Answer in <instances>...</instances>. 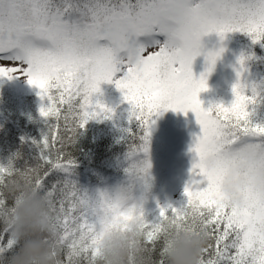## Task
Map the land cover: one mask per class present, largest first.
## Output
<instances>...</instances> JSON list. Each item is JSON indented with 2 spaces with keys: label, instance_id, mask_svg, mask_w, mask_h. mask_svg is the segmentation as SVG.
I'll return each mask as SVG.
<instances>
[{
  "label": "snow or ice",
  "instance_id": "6c2138e0",
  "mask_svg": "<svg viewBox=\"0 0 264 264\" xmlns=\"http://www.w3.org/2000/svg\"><path fill=\"white\" fill-rule=\"evenodd\" d=\"M237 31L249 34L254 43L264 39V0H0V60L19 65L0 67V77L26 76L41 98L47 99L40 114L50 121L39 143L41 163L20 170L10 160L0 167V187L14 185L12 178L23 172L46 198L58 237V264H88L106 228L137 213L145 217L139 205L124 212L104 192L91 199L70 179L74 162L62 151L64 138L57 135L60 121L66 132L77 133L90 119L110 118L112 109L91 100L104 82L114 83L124 94L131 118L143 130L142 143L130 155L147 154L153 117L161 110H190L201 127L192 148L198 159L185 187L186 203L169 204L160 209L155 221H144L145 245L151 253L159 251L156 264H164L166 225L198 227L208 234L200 264H264V157L249 165L242 205H227L219 198L225 171L240 149L250 144L264 149V141L255 139L264 136V126L252 125L248 119V107L260 102L258 89L264 86L244 78L246 58L242 56L231 105L205 109L199 93L207 90L206 77L197 79L192 70L201 54L202 36L215 32L223 39ZM160 36L165 37L163 42ZM149 47L158 51L144 55ZM219 55L207 53L210 66ZM129 135L137 133L129 129ZM68 139L75 141L73 135ZM209 158H215L214 168L208 167ZM150 167L145 159L127 171L146 183ZM53 173L64 174V179L49 184L46 178ZM205 181L206 187L201 188ZM18 202L14 188L11 205L0 191L4 225L0 264H12L22 248L23 242L10 227ZM40 239L48 242L45 236Z\"/></svg>",
  "mask_w": 264,
  "mask_h": 264
},
{
  "label": "rangeland",
  "instance_id": "374dc122",
  "mask_svg": "<svg viewBox=\"0 0 264 264\" xmlns=\"http://www.w3.org/2000/svg\"><path fill=\"white\" fill-rule=\"evenodd\" d=\"M193 2H198V0H193ZM140 39L143 40V38ZM159 39L163 42L165 37L160 36ZM239 39L250 41L249 47L250 45L260 46V41L254 43L249 34L239 31L226 33L223 39L215 32L201 38V54L193 61L192 70L195 78L199 79L201 75L206 77L207 90L199 93V99L205 109L217 104H223L227 107L234 100L232 89L238 80L239 60L243 50L241 44L238 43ZM221 49L223 51H220ZM154 51H158V48L149 47L144 55ZM209 52H220L214 66H210L207 62L206 56ZM0 67H19V65L18 62L0 60ZM210 67L211 71L209 72ZM245 67L247 70L243 74L244 78L249 83L261 85V82L257 83L253 78L256 77V74L258 76V68L249 65L247 59H245ZM16 74L20 75L19 73ZM116 78H119V74ZM113 84L101 83L100 91L91 97L92 103L94 105L97 102L103 104L106 101L107 105L113 107L119 100L124 101L125 106L131 108V105L124 100V94L115 84L113 88H110ZM0 93L15 96L11 102L18 107L11 114L15 117L14 120L24 118V126L28 124L27 116L37 118L41 115L40 110L38 113L34 110L35 101L41 104L40 107L46 106V99L41 98L40 90L30 85L26 76H13L10 79L0 77ZM11 114L7 119H10ZM0 117L3 118V116ZM151 130H154V135L149 138V150L147 154L141 151L139 156L141 157L139 162L147 159L151 167L148 170L146 183L142 181L141 186L134 188L137 203L142 207L145 219L150 222L156 220L161 208L169 204L174 207L178 206L181 192L185 190L192 179L193 164L198 159L192 148L197 138L202 134L195 114L190 110L187 113L171 109L161 110L156 126ZM135 162L139 163L138 160ZM127 177L128 173L124 175L123 179L120 177L115 183L102 187H89L83 183L79 189L87 193L91 199H97L100 193L110 191L118 184L126 183ZM200 187H206V181Z\"/></svg>",
  "mask_w": 264,
  "mask_h": 264
},
{
  "label": "clouds",
  "instance_id": "9594fccd",
  "mask_svg": "<svg viewBox=\"0 0 264 264\" xmlns=\"http://www.w3.org/2000/svg\"><path fill=\"white\" fill-rule=\"evenodd\" d=\"M76 133H73L75 140ZM264 157L259 145L243 146L236 159L227 168L219 187V198L227 205H242L248 186L249 165ZM209 168L216 166L215 158L207 161ZM20 182L12 185L19 194V202L12 213L10 227L23 244L12 264H58L60 249L58 237L52 229L53 214L49 211L46 198L34 189L26 173H18ZM142 180L129 175L127 182L104 192L106 197L124 212L137 206L134 188ZM145 217L138 213L127 221L106 228L94 245L95 254L88 264H156L151 250L145 245ZM167 248L164 264H200V256L208 243V234L201 228L165 226ZM41 236H46L45 243ZM79 264V262H77Z\"/></svg>",
  "mask_w": 264,
  "mask_h": 264
},
{
  "label": "trees",
  "instance_id": "16d2710c",
  "mask_svg": "<svg viewBox=\"0 0 264 264\" xmlns=\"http://www.w3.org/2000/svg\"><path fill=\"white\" fill-rule=\"evenodd\" d=\"M238 43L243 47L241 56L247 59L249 65L258 68V76L256 74V77L253 78L257 83L261 82V85L264 86V39L260 41V46L250 45L249 47L250 41H241V39ZM114 86L113 84L110 88ZM260 91V102L248 107V119L252 125L264 126V87L260 88ZM13 99L15 96L0 93V116H3V118L0 117V167H6L11 160L15 168L24 170L25 168L36 167L41 163L39 143L46 133L50 121L41 115L37 118L27 116L28 124L24 126V118L14 120L15 117L12 112L17 110L18 106L11 102ZM125 104L124 101L118 100L112 107L107 105L106 101L103 102L102 105L113 110L110 118L101 116L88 120L83 128L77 130L74 142L68 139L73 133L64 130V121L61 119V127L57 135L64 138L63 153L71 156L74 162L70 179L75 182L78 188L83 183L89 187L111 185L120 177L123 179L124 175L128 173L126 170L130 164L136 163V160L139 162L141 151H136L134 155H130V153L134 148L138 149L142 143L139 135L143 134V130L140 128L139 122L131 118V108ZM34 105V110L38 113L41 104L35 101ZM9 114L11 117L7 119ZM158 116L159 114L153 117L154 123L150 127L149 138L154 135V130L151 129L156 126ZM129 129L137 135L130 136ZM255 139L264 141V136ZM56 147L60 148L61 144L57 142ZM17 154L19 155L17 156ZM12 179L20 182L17 175ZM46 179L51 184L57 179H64V174L53 173ZM0 191L5 194L6 203L11 205L13 203L12 185H9L7 189L0 187ZM184 191L181 192L177 207L187 201ZM15 192L18 194L17 191ZM3 226V221L0 220V231H2ZM152 257L158 261L159 251L152 253ZM63 258L64 255L61 253V259Z\"/></svg>",
  "mask_w": 264,
  "mask_h": 264
}]
</instances>
